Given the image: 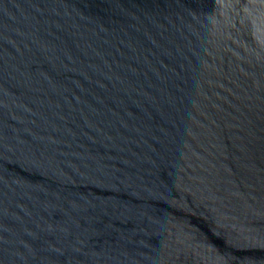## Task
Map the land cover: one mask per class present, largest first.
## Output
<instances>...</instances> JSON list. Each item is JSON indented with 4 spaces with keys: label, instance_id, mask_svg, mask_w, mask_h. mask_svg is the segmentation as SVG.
<instances>
[{
    "label": "water",
    "instance_id": "obj_1",
    "mask_svg": "<svg viewBox=\"0 0 264 264\" xmlns=\"http://www.w3.org/2000/svg\"><path fill=\"white\" fill-rule=\"evenodd\" d=\"M0 264H264V0H0Z\"/></svg>",
    "mask_w": 264,
    "mask_h": 264
}]
</instances>
